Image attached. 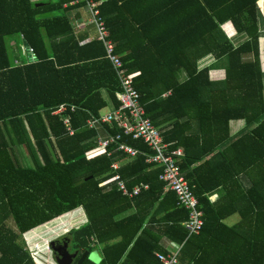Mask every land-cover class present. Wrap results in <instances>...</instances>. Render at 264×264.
<instances>
[{"label":"trees","instance_id":"1","mask_svg":"<svg viewBox=\"0 0 264 264\" xmlns=\"http://www.w3.org/2000/svg\"><path fill=\"white\" fill-rule=\"evenodd\" d=\"M40 3L0 0V264H35L18 240L78 207L86 221L64 237L77 258L85 250L100 255L82 264H162L156 257L168 252L162 237L178 249V264H264V56L257 0H101L98 6L146 116L168 150L182 149L177 165L203 215L201 229L191 235L182 224L187 211L164 190L160 168L145 161L149 149L141 140L121 137L137 149L133 157L97 150L99 130L121 129L115 122L88 128L86 121L117 106L119 86L103 45L88 38L92 28L72 25L82 3ZM226 21L243 37L239 44L225 38L220 26ZM13 42L31 48L32 60L15 63ZM207 54L226 60L223 79L211 80L210 67L198 66ZM62 104L67 112L53 114ZM232 119L245 122L234 137ZM20 146L31 169L18 163ZM113 162L128 189L145 183L147 190L123 195L111 180ZM29 175L67 186L72 201L59 208L29 194ZM16 199L27 202L14 218L18 230L7 224ZM132 207L133 213L116 217ZM81 209L28 232L27 239H43L32 250H47L48 238L69 225H59L67 218L83 222ZM233 214L237 220L227 224Z\"/></svg>","mask_w":264,"mask_h":264},{"label":"built area","instance_id":"2","mask_svg":"<svg viewBox=\"0 0 264 264\" xmlns=\"http://www.w3.org/2000/svg\"><path fill=\"white\" fill-rule=\"evenodd\" d=\"M80 2L87 18L85 21H78L75 26H90L94 30L93 38L103 45L105 57L113 68L119 86L115 93L117 106L86 121L88 128H96L104 124L110 125L115 122L121 129V132L118 133H108L105 136L98 135L95 139L97 150L112 148L124 153L127 157H133L136 155L137 149L123 142L121 137L128 135L133 139L141 140L149 149V153L145 155V161L160 168L158 178L164 183V189L174 192L178 205L188 213L187 219L182 222L188 235L197 234L203 224V215L195 195L177 165V158L182 155V150L179 148L168 150L167 143L162 141L159 128L146 116L140 104L139 92L133 86L132 76L126 73L100 14L98 6L101 0H80ZM27 51L32 60V49L27 48ZM18 62L15 60V63ZM74 108L70 106L68 110L73 111ZM64 112H67V106L64 104L52 111L53 114H63ZM63 124L69 134H72L73 130L67 117L63 119ZM119 166L118 162H113L111 165L114 172L111 180L115 182L117 190L123 195L133 197L148 188L147 184L139 183L128 189L124 180L116 173ZM156 257L162 264H178L177 252L168 255L156 253Z\"/></svg>","mask_w":264,"mask_h":264},{"label":"crops","instance_id":"3","mask_svg":"<svg viewBox=\"0 0 264 264\" xmlns=\"http://www.w3.org/2000/svg\"><path fill=\"white\" fill-rule=\"evenodd\" d=\"M41 1L42 0H36V3H40ZM257 6H258V9L260 10V12H262L263 15H264V0H257ZM78 12H79V18H74L73 21H72V25H73L74 29L77 30V31L82 29L83 27H76L75 26L76 23L78 21H85L86 18H87L86 17V13L84 12L82 7L78 10ZM260 18H261L260 15L257 13V24H258V28H259L260 35H261V37L259 38V41H260V52L264 56V52L262 50L263 44H264V33H263V31H264V21L262 22L263 24H262V27H261L260 26ZM228 24L230 25V27L228 26ZM85 27H88V26H85ZM220 28H221L225 38L228 39L229 42H231L232 44H234V45L239 44L243 40V37L236 33V31H235V29H234V27H233V25H232V23L230 21H226L223 24H221ZM94 34H95L94 30L92 29V33L89 34L88 38L92 39L94 37ZM14 42L11 43L12 44V48L14 49V53H13L14 61L16 60V61H19V62H23V61L27 62L28 60H31L30 57H29L30 56L29 52L27 51V47L22 42H20V48H18L17 45ZM118 55L120 56V54H118ZM225 65H226V60L224 58H221L220 60H217V59H215L214 55H212V54H207L205 57L201 58L198 61V66L199 67H203V66L210 67L209 77H210L211 80H221V79L224 78V76H225V70H224ZM263 85H264V73H263ZM103 95L105 96V98H108L105 92L103 93ZM109 108L111 109L112 107L109 106ZM99 114H101L100 111H99ZM244 126H245V122H244L243 119H232V120H229V134L231 136H233V137L235 135H238L239 133H241L244 130ZM98 133H99V135H106V131L104 132L103 130H99ZM179 149H181V148H179ZM145 190H147V189H144V191ZM135 196H133V197H135ZM129 198H131V197H129ZM77 209H80V208H76V209H74V210H72L70 212H67V213L70 214L71 212H73V211H75ZM81 212H83V210ZM133 212H134V208L132 207V208L126 210L125 212L117 215L116 217L126 216V215H129V214L133 213ZM82 214L84 216V221H83V223H84L86 221V217H85L84 213H82ZM80 225H82V224H80ZM80 225H78V226H80ZM78 226H75V227H78ZM27 233L28 232H26L23 236H25ZM50 240H53V239H49L47 241V249L49 248L48 247V242ZM160 243L168 251L166 254H164V253H160V254L168 255V254L173 253V252H178V249L170 243L168 238L162 237ZM27 248L31 252V255L33 257V260H34L35 264H46V263L47 264H55L53 259L49 258L50 256H52L50 251H48L49 249L48 250H46V249L41 250V254H45V255L40 256L36 252H34L32 250V248H30V247H27ZM73 252H75V251H72V253ZM90 252L93 253V257L92 258H94L95 255L96 256L98 255V257H100L99 256V251L91 250ZM76 258H77V256H76ZM177 261H179L178 255H177Z\"/></svg>","mask_w":264,"mask_h":264},{"label":"rangeland","instance_id":"4","mask_svg":"<svg viewBox=\"0 0 264 264\" xmlns=\"http://www.w3.org/2000/svg\"><path fill=\"white\" fill-rule=\"evenodd\" d=\"M44 1V0H42ZM33 2H36V0H33ZM258 14L260 15V26L262 27V22L264 21V15L262 12H260V10L258 9ZM264 33V31H263ZM263 52H264V44H263V48H262ZM110 110L109 108V105L102 108L100 110V113L103 114V113H106ZM16 150V153H17V156H18V163L19 165L21 166V168H32L31 166V162L29 161V158L27 156V151H26V148L24 146H20L19 148H15ZM10 172V170H6L5 173L6 175ZM29 178H30V186L27 184L26 185V190L29 194H32L33 196L35 197H38L40 198L41 200H47V201H51L53 205H56L57 207L60 208V206H62L63 204L65 205L68 201H72L73 197H72V194L70 196V194L66 193V190H65V187L67 189V186L63 185H59V186H54L53 184H48L47 182L44 181L43 179V176H40L38 178H35V176H32V175H29ZM6 181L9 182V178L6 177ZM13 184V183H12ZM35 187V188H34ZM70 193V192H69ZM28 197V195L26 196ZM72 197V198H71ZM65 198H68V200H65ZM27 203L26 200H18L16 199L15 201H13V203L11 204L13 210H14V214L11 215V217L9 219H7V224L9 226H11L13 229L15 230H18L16 224H15V219H17V216H15L17 213V209L18 208H22V206ZM80 208V207H78ZM81 209V208H80ZM78 210V209H77ZM82 211V210H81ZM83 213V212H81ZM63 215H68V213H63L61 214L60 216H63ZM58 216V217H60ZM56 217V218H58ZM69 217V216H68ZM15 218V219H14ZM56 218H53L51 220H48L47 222L45 223H42V224H39L37 226H35L34 228H31L29 230H27V232H30L31 230H35L37 229L38 227H40L41 225H44L50 221H53L55 220ZM238 216L236 214H233L231 216H229L225 222L227 224H232L234 223L236 220H237ZM29 222L31 223V221L33 222V217L30 216L29 217ZM71 217L67 218L66 220H64L63 223L59 224L60 226H64L66 225V223H68L69 225L66 227H62V231L58 232L57 234L49 237L48 239H55V238H58L60 236H63L67 233V231H69V229L75 227V226H78V223H74V224H71ZM80 224H83V222H79V225ZM50 227H57V226H50ZM66 228V229H65ZM27 235L23 236L24 240H18L19 243H21L22 245L26 246V247H30L32 248L31 245L33 244H37L39 242H41L43 239L40 238L37 234V237L35 235H33L32 237H30L29 239H27L26 237ZM70 248V247H69ZM49 249V248H48ZM47 249V250H48ZM71 249V248H70ZM49 251V250H48ZM98 251V250H97ZM96 252V251H95ZM50 254V253H49ZM97 254V253H96ZM42 256L45 255V254H41ZM40 255V256H41ZM51 255V254H50ZM96 256V255H95ZM94 258H92L91 260L92 261H97L99 259L98 255ZM100 256V255H99ZM98 257V258H97ZM49 258H52V256H50ZM47 264V263H46Z\"/></svg>","mask_w":264,"mask_h":264},{"label":"water","instance_id":"5","mask_svg":"<svg viewBox=\"0 0 264 264\" xmlns=\"http://www.w3.org/2000/svg\"><path fill=\"white\" fill-rule=\"evenodd\" d=\"M36 5H41V3H37ZM82 156L83 155H80L79 157ZM48 247L50 253L53 255V261L55 264H82L84 259H91L93 257V253L85 250L76 259L78 252L75 251L70 253L67 246L57 238L50 240L48 242Z\"/></svg>","mask_w":264,"mask_h":264},{"label":"flooded vegetation","instance_id":"6","mask_svg":"<svg viewBox=\"0 0 264 264\" xmlns=\"http://www.w3.org/2000/svg\"><path fill=\"white\" fill-rule=\"evenodd\" d=\"M57 239H59L60 241H62L63 244H65V245L67 246L68 251H69L70 253H72V251H71L70 248H69V241L64 237V235L58 237ZM67 243H68V244H67ZM52 256H53V255H52ZM76 259H77V258H76ZM76 259H75V260H76ZM75 260H74V261H75Z\"/></svg>","mask_w":264,"mask_h":264}]
</instances>
